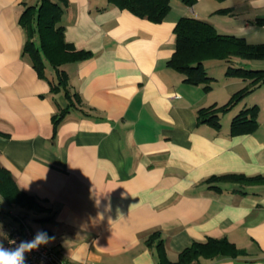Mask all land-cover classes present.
Segmentation results:
<instances>
[{
	"label": "crops",
	"instance_id": "obj_1",
	"mask_svg": "<svg viewBox=\"0 0 264 264\" xmlns=\"http://www.w3.org/2000/svg\"><path fill=\"white\" fill-rule=\"evenodd\" d=\"M51 1L62 8L64 42L90 54L59 68L81 102L55 130L52 117L67 101L50 92L23 54L20 17L39 0H0V165L49 208L33 212L0 201V244L23 221L33 236L51 232L43 246L68 264H159V239L175 262L192 242L208 238H225L237 253L198 264H264V192L204 183L226 173L264 175V85L234 107L258 108L255 129L231 134L234 115L220 114L217 130L198 123L197 111L224 105L250 80L226 76L216 86L208 67L222 65L210 60L204 69L214 80L204 90L166 66L180 17L264 43V27L253 22L264 18V0H196L190 7L170 0L160 23L108 0ZM235 65L264 69L251 61ZM47 74L56 80L50 67Z\"/></svg>",
	"mask_w": 264,
	"mask_h": 264
},
{
	"label": "trees",
	"instance_id": "obj_2",
	"mask_svg": "<svg viewBox=\"0 0 264 264\" xmlns=\"http://www.w3.org/2000/svg\"><path fill=\"white\" fill-rule=\"evenodd\" d=\"M63 2V0H57ZM121 9L145 18L154 23H160L171 9L170 0H108ZM185 6H192L196 0H180ZM224 1V0H217ZM228 10H218L216 13H227ZM62 8L51 0H39L37 5L27 6L20 17V23L26 33L23 54L28 57L32 68L38 77L46 80L50 92H62L67 106L52 117L54 130L69 109L80 104L77 93H71L68 87V76L59 68L65 64L83 61L90 57L88 52L76 50L72 45L64 42L63 29L59 26ZM254 24L264 27V18H257ZM176 36L175 47L166 66L184 76V81L193 85H203L204 90L210 89V82L214 79L207 76L204 62L210 60L225 61L229 65L225 76L250 80L246 87L235 92L228 102L217 107L212 105L197 111L198 123H206L215 129H220L219 115L227 113L241 102L245 96L251 94L264 83V69H246L235 65V61L264 60V43H248L243 38L233 35L219 34L215 28L203 21L180 17L174 28ZM50 67L56 75L52 81L47 68ZM258 108L252 106L240 110L230 121V133L241 134L252 132L256 125ZM204 183L210 187L219 183H235L241 188L260 187L264 192V175H245L241 173H226L212 175ZM0 198L7 205H16L33 212H47L45 207L34 195L20 190L11 174L0 165ZM48 219V218H46ZM51 237L53 234L47 230ZM159 233L152 234L146 244L159 238ZM158 252L159 264H198L202 259H214L218 255H235L233 244L225 238H208L204 242H192L184 248L175 262L166 257L162 240L155 245Z\"/></svg>",
	"mask_w": 264,
	"mask_h": 264
},
{
	"label": "built area",
	"instance_id": "obj_3",
	"mask_svg": "<svg viewBox=\"0 0 264 264\" xmlns=\"http://www.w3.org/2000/svg\"><path fill=\"white\" fill-rule=\"evenodd\" d=\"M33 237L27 224L22 223L20 228L15 226L10 227L8 239L2 245L5 248H14L20 241L31 240ZM32 261H38L41 264H68L57 252L43 245L25 254L24 262L29 263Z\"/></svg>",
	"mask_w": 264,
	"mask_h": 264
},
{
	"label": "clouds",
	"instance_id": "obj_4",
	"mask_svg": "<svg viewBox=\"0 0 264 264\" xmlns=\"http://www.w3.org/2000/svg\"><path fill=\"white\" fill-rule=\"evenodd\" d=\"M53 239L47 232L38 230L31 240L20 241L14 248L0 244V264H24L26 253L47 245Z\"/></svg>",
	"mask_w": 264,
	"mask_h": 264
},
{
	"label": "rangeland",
	"instance_id": "obj_5",
	"mask_svg": "<svg viewBox=\"0 0 264 264\" xmlns=\"http://www.w3.org/2000/svg\"><path fill=\"white\" fill-rule=\"evenodd\" d=\"M174 1L175 0H171L172 3H174ZM177 1H179V0H177ZM179 3H180V1H179ZM187 11H189V9H187ZM251 62L252 63H256V64H258L260 66L262 65V67H264V60H252ZM218 63H220L223 68L222 67L219 68V66H209L208 67V73H209V75L215 77L216 80L214 82V85H216V86H219V85L222 86V85H224L226 83L225 82L226 81L225 80L226 79V76H225V72H224L225 62L221 61V62H218ZM225 71H226V69H225ZM262 85H264V83H262ZM218 91L219 90H216L215 93L218 92ZM220 94H222V92H219V95ZM246 97L247 96H245L244 99ZM260 99H261V101L264 100V94L261 95ZM239 110H242V109H235L233 107V108H231V110L228 111V113L231 114L230 116H232V115L235 116L239 112ZM0 201L3 203V201L1 200V198H0ZM22 223H25V222L22 221Z\"/></svg>",
	"mask_w": 264,
	"mask_h": 264
}]
</instances>
